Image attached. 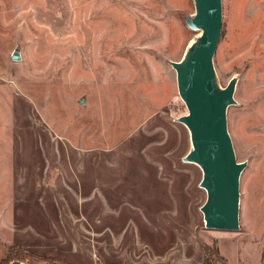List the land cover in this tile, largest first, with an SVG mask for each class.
<instances>
[{"label":"rangeland","instance_id":"1","mask_svg":"<svg viewBox=\"0 0 264 264\" xmlns=\"http://www.w3.org/2000/svg\"><path fill=\"white\" fill-rule=\"evenodd\" d=\"M221 6L237 231L183 161L193 0H0V264H264V0Z\"/></svg>","mask_w":264,"mask_h":264},{"label":"water","instance_id":"2","mask_svg":"<svg viewBox=\"0 0 264 264\" xmlns=\"http://www.w3.org/2000/svg\"><path fill=\"white\" fill-rule=\"evenodd\" d=\"M195 15L187 20L200 36L186 49L179 62L171 64L176 73L177 92L187 114L178 118L189 133L191 149L183 161L197 165L202 172L199 187L206 192L200 208L204 227L209 230L237 231L239 177L244 163L236 162L227 131L226 111L235 104V81L219 88L213 56L222 25L221 0H193ZM18 61L16 53L10 56Z\"/></svg>","mask_w":264,"mask_h":264},{"label":"bare ground","instance_id":"3","mask_svg":"<svg viewBox=\"0 0 264 264\" xmlns=\"http://www.w3.org/2000/svg\"><path fill=\"white\" fill-rule=\"evenodd\" d=\"M193 42V41H192Z\"/></svg>","mask_w":264,"mask_h":264}]
</instances>
